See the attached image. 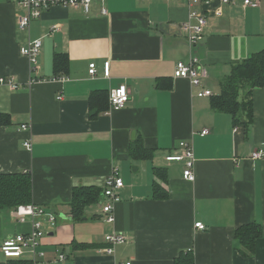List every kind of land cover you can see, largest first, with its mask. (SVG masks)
Returning a JSON list of instances; mask_svg holds the SVG:
<instances>
[{
	"label": "crops",
	"instance_id": "1",
	"mask_svg": "<svg viewBox=\"0 0 264 264\" xmlns=\"http://www.w3.org/2000/svg\"><path fill=\"white\" fill-rule=\"evenodd\" d=\"M20 1L0 0V77L19 85L16 91L0 86V114L9 119L0 124V174H28L31 204L55 216L38 262L50 264L62 253L63 264H175L188 255L193 264H264V158H250L264 148V87L252 92L248 129L195 95L201 88L218 95L230 66L264 49V0L258 8L215 2L204 9L207 28L196 55L207 78L200 88L173 78L176 63L190 57L178 31L189 9L179 0H94L87 14L52 7L27 30L17 26ZM36 40L41 50L33 74L20 49ZM55 55L66 58L64 71L54 70ZM120 85L129 101L111 110L109 93ZM90 110L100 112L91 119ZM181 141L193 149V183L183 179V162L166 160L180 153ZM113 168L124 187L114 222L106 224L99 200ZM77 187H93L99 197L73 220ZM13 210L0 211V245L29 230L14 221ZM250 223L261 236L254 254L244 257L235 231ZM111 233L126 241L107 255L104 237ZM28 257L6 260L0 252V264Z\"/></svg>",
	"mask_w": 264,
	"mask_h": 264
},
{
	"label": "built area",
	"instance_id": "2",
	"mask_svg": "<svg viewBox=\"0 0 264 264\" xmlns=\"http://www.w3.org/2000/svg\"><path fill=\"white\" fill-rule=\"evenodd\" d=\"M94 0H21L19 7L23 10V15L18 18L17 26L19 30H27L30 23L39 19L44 12L52 7L80 9L87 14ZM166 2H174L176 0H165ZM183 2L189 9L187 20L178 27V31L182 34L189 47L190 57L187 62L176 63L173 71L174 79H187L193 88H200L202 80L207 78V70L196 55L197 48L204 40V31L207 28V16L205 8L211 4L218 2L220 6L235 5L238 2L244 8H258L260 0H179ZM105 14V11L102 12ZM220 15V12L217 13ZM54 31L58 28L53 27ZM41 50V42L28 41L25 47L20 49V54L29 62L31 73H35L38 69V57ZM110 63L107 62L103 66V76L108 77ZM97 74L95 63L88 65V75L94 78ZM63 80V79H60ZM37 82L38 80H32ZM0 86H6L12 91H16L19 85L14 82L11 77H0ZM195 95L199 98H210L213 94L210 90L201 88ZM61 97H59L60 99ZM129 101V93L124 85L112 89L109 93L108 103L111 110H120L126 106ZM22 131H27L28 126L21 125ZM207 134L206 130L201 135ZM24 148L31 151L32 145L29 141L24 142ZM180 153L175 156H169L167 161L183 162V179L193 183L195 181L194 174V156L192 146L188 141L179 142ZM251 160H260L264 158V148H257L250 154ZM124 187L123 180L120 178L118 170L113 168L104 181V188L99 200L100 217L103 223L112 224L114 222V208L120 203V190ZM12 217L17 224H29V230L25 233H17L6 238L0 245V252L6 260H22L24 253H28V262L30 264L39 263L38 259L44 254L39 250L41 240L46 236L47 230L54 228L56 224L55 216L45 212L32 204L17 206L12 211ZM194 228L204 230L205 227L201 223H195ZM107 244L105 253L112 255L117 245L124 244L126 239L121 233H111L104 237ZM65 255L58 253L54 261L50 264H63ZM122 264H132L126 261Z\"/></svg>",
	"mask_w": 264,
	"mask_h": 264
},
{
	"label": "trees",
	"instance_id": "3",
	"mask_svg": "<svg viewBox=\"0 0 264 264\" xmlns=\"http://www.w3.org/2000/svg\"><path fill=\"white\" fill-rule=\"evenodd\" d=\"M67 65L63 55H55L54 70H65ZM219 93L210 97V108L217 113L231 116L233 125H243L246 129L252 123L251 96L254 89L264 87V49L250 57L234 63L230 71L219 85ZM94 96L91 97L92 101ZM100 111L90 110L89 117L95 118ZM7 115L0 114V124H8ZM135 145L131 146L130 154L134 156ZM99 191L93 187H77L72 192L70 215L73 220L81 218L82 208L86 204L97 201ZM31 204V182L28 174H0V211L15 209L20 205ZM261 236L258 224L250 223L235 231V239L239 243L240 252L244 257L254 254L255 243ZM9 264H30L25 261H14ZM175 264H193L188 255Z\"/></svg>",
	"mask_w": 264,
	"mask_h": 264
}]
</instances>
